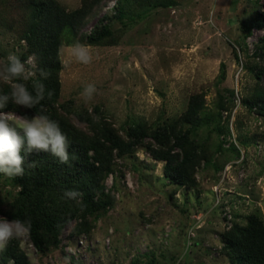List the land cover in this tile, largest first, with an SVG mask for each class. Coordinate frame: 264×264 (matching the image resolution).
I'll return each mask as SVG.
<instances>
[{"label":"rangeland","instance_id":"rangeland-1","mask_svg":"<svg viewBox=\"0 0 264 264\" xmlns=\"http://www.w3.org/2000/svg\"><path fill=\"white\" fill-rule=\"evenodd\" d=\"M57 1L66 10L82 3ZM117 1L102 0L82 28L88 33L108 15L111 34L101 42H83L68 28L61 33L58 102L98 106L123 135L137 124L192 128L206 158L188 187L165 176V161L144 146L117 157L105 179L114 203L89 234L70 235L69 224L60 246L44 256L30 237L20 246L35 264H238L220 251L223 232L245 225L251 213L264 220V115L247 105L258 86L251 67L264 65V27L248 33L247 26L264 14V0H124L120 15ZM33 11L24 0H0V64L25 50ZM77 41L89 46L90 64L62 62ZM88 84L96 92L85 103ZM193 94L203 96L205 108L198 123L182 124ZM18 188L0 176V207Z\"/></svg>","mask_w":264,"mask_h":264},{"label":"trees","instance_id":"trees-1","mask_svg":"<svg viewBox=\"0 0 264 264\" xmlns=\"http://www.w3.org/2000/svg\"><path fill=\"white\" fill-rule=\"evenodd\" d=\"M102 0H82L81 6L66 10L57 0H24L34 8L29 27L23 34L26 48L19 56L26 61L35 54L38 69L49 73L47 79L39 76L45 85V99L34 109H24L11 102L3 110L15 112L24 119L33 114H46L57 121L69 140L70 165L60 164L46 152L23 153L25 175L11 178L19 187L0 215L8 220H30V239L40 256L47 254L61 243V235L69 224H73L70 235H86L94 228L96 220L106 213L114 203V194L105 185L112 171L115 158L131 154L144 146L154 159L165 161L163 173L178 186L193 187L195 171L206 158L205 148L197 146L191 129H183L175 123H165L154 128L141 125L130 126L125 135L115 130L95 106L93 110H78L71 101L59 103V47L61 33L68 28L70 33L88 44H96L111 34L108 15L102 16L90 32L82 31L87 21L95 15L94 7ZM124 0H118L119 10ZM264 27V14H257L248 25ZM263 57V53H259ZM258 82L249 108L264 115V65L251 67ZM31 90V81L27 82ZM9 85L0 84V94L8 93ZM51 96H48V92ZM205 108L201 94L189 97L181 115V123L192 125L199 122ZM74 116L84 126L76 125ZM94 117H98L96 120ZM3 173H0V176ZM65 190L82 193L78 200L66 199ZM221 253L238 264H264V220L256 213L247 216L245 225L233 224L223 232ZM152 258L150 259V261ZM153 261V260H152ZM151 261V262H152ZM0 264H32L20 241L12 240L4 251H0Z\"/></svg>","mask_w":264,"mask_h":264},{"label":"clouds","instance_id":"clouds-1","mask_svg":"<svg viewBox=\"0 0 264 264\" xmlns=\"http://www.w3.org/2000/svg\"><path fill=\"white\" fill-rule=\"evenodd\" d=\"M211 22V20L209 21ZM68 60L62 61L88 65L93 56L89 46L79 41L68 47ZM39 71L42 79H47L49 73L38 69L35 54L26 61H21L15 54H9L5 63L0 64V83L9 85L8 93L0 94V110L9 102L24 109H34L45 99V85L42 79H33ZM31 81V90L28 83ZM96 92L94 84H88L81 97L87 103ZM51 96V92H48ZM98 120V117H94ZM69 140L61 130L57 121L46 114H33L31 119L16 118L13 114L0 111V173L9 178L25 175L24 155L33 152H46L55 157L63 165H70ZM64 198L78 200L82 193L76 190H65ZM30 220L0 219V251H4L12 240L24 241L31 234ZM35 264V261H32Z\"/></svg>","mask_w":264,"mask_h":264}]
</instances>
